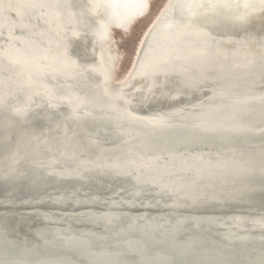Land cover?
<instances>
[{
  "label": "snow or ice",
  "instance_id": "1",
  "mask_svg": "<svg viewBox=\"0 0 264 264\" xmlns=\"http://www.w3.org/2000/svg\"><path fill=\"white\" fill-rule=\"evenodd\" d=\"M12 12L18 20L9 25L8 43L0 49V154L9 167L27 157L32 140L39 139L35 135L39 119L62 129L64 139L74 145V158H78L95 143L88 130L93 125L88 121L95 119L93 109L100 97L119 117L138 121L141 118L131 109L135 93H142L141 99L146 100L144 90L154 94L153 90L161 87V77L164 85L177 77L186 88L202 87L220 69L221 57L226 58L218 39L224 36L229 40L236 37L232 42L242 48L257 50L261 93L250 99L264 105V0H167L162 5L159 0H0V22L8 20L7 13ZM143 20L147 23L137 34V25ZM16 27L28 30L29 38L14 36ZM16 40L23 46L17 47ZM113 45L118 46L115 55ZM212 92L214 98L231 96L223 86L213 87ZM147 123L166 126L163 118ZM196 129L201 139L254 130L235 116L226 121H204ZM255 130L264 138V127ZM143 162L144 157L137 153L109 167L133 178V204L145 194V184L159 188L161 200L147 205L141 200L140 205L159 208L163 201L172 209L166 216L107 213L100 219L113 235L99 251H93L94 246L83 239L65 237L68 247L80 253L79 258L35 264H239L213 258L187 259L185 248L172 243L183 223V218L176 219L175 209L182 204L181 194L183 202L201 200L196 191L200 173L183 185H166L146 181ZM251 164L239 165L240 174L255 171ZM259 174L264 192V146ZM233 198L247 200V190H239ZM203 199H208L207 194ZM250 222L264 233V201L260 214ZM164 249L167 253L161 255ZM0 264L32 262L8 258L0 259ZM249 264H264V244L259 259Z\"/></svg>",
  "mask_w": 264,
  "mask_h": 264
},
{
  "label": "bare ground",
  "instance_id": "2",
  "mask_svg": "<svg viewBox=\"0 0 264 264\" xmlns=\"http://www.w3.org/2000/svg\"><path fill=\"white\" fill-rule=\"evenodd\" d=\"M7 16L8 20L0 22V49L8 43L9 25L18 20L14 12ZM13 35L28 39L30 33L16 27ZM218 39L226 58L221 57L214 78L200 88H186L177 77H171L166 85L161 77V87L154 89V94L144 90L146 100L141 99L142 93H135L131 109L141 118L138 121L119 117L100 97L93 109L95 119L88 121L93 125L88 130L95 143L78 158H74V145L64 139L62 129L42 119L35 127L39 139L32 140L27 157L9 167L0 154V259L32 264L77 259L80 253L68 247L65 237L83 239L94 246L93 251H99L113 235L100 219L107 213L166 216L172 209L163 201L159 208L140 205L141 200L145 205L161 200L159 188L145 184V194L133 204V178L109 167L137 153L144 157L146 181L180 186L200 173L196 191L201 200L183 202L181 194L182 204L175 209L176 219L183 218V223L172 243L185 248L187 259L213 258L239 264L259 259L264 233L250 222L258 217L264 201L259 174L264 138L255 130L264 127V105L250 99L261 93L259 56L256 49L233 43L236 37ZM14 43L23 46L20 40ZM117 47L113 45V55ZM253 59L257 62L249 64ZM222 86L229 89L230 98L213 97L212 88ZM233 116L254 130L214 139L196 135L197 124ZM152 118H163L166 126L147 123ZM249 161L255 171L240 174L238 166ZM241 189L247 190V200L233 198ZM166 253L164 249L161 255Z\"/></svg>",
  "mask_w": 264,
  "mask_h": 264
},
{
  "label": "rangeland",
  "instance_id": "3",
  "mask_svg": "<svg viewBox=\"0 0 264 264\" xmlns=\"http://www.w3.org/2000/svg\"><path fill=\"white\" fill-rule=\"evenodd\" d=\"M163 0H159V3L161 4ZM155 11V8L153 9ZM147 23L146 20H143L140 22V24L137 25L136 33L139 34L140 30L144 27V25ZM118 31V30H117ZM129 50L131 49V44L128 45ZM122 55H124L123 50H120ZM126 63V61H124Z\"/></svg>",
  "mask_w": 264,
  "mask_h": 264
}]
</instances>
